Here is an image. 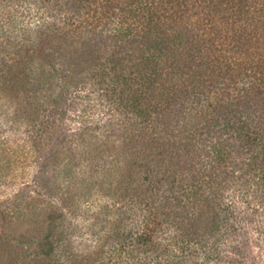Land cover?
Segmentation results:
<instances>
[{
    "label": "trees",
    "instance_id": "1",
    "mask_svg": "<svg viewBox=\"0 0 264 264\" xmlns=\"http://www.w3.org/2000/svg\"><path fill=\"white\" fill-rule=\"evenodd\" d=\"M86 88L110 119L67 134ZM0 119L31 146L65 132L22 224L0 226V264H248V238L264 252V0H0ZM78 165L117 201L65 253L47 196Z\"/></svg>",
    "mask_w": 264,
    "mask_h": 264
},
{
    "label": "rangeland",
    "instance_id": "2",
    "mask_svg": "<svg viewBox=\"0 0 264 264\" xmlns=\"http://www.w3.org/2000/svg\"><path fill=\"white\" fill-rule=\"evenodd\" d=\"M88 89L86 88L84 92L77 94L76 99L72 98L73 100L70 101L68 108L65 109L66 117L63 120V128L66 129L67 134L77 132L86 125L99 126L98 123H107L110 119L109 115H105V110L100 106L98 97L94 94L91 95ZM88 94H90L89 99L86 96ZM116 121H118V126L119 123L123 122V118L117 117ZM56 131V134L60 133L59 136L55 135L47 141L43 137L38 146H31L33 142H30L33 141V138L35 141L37 140V134L31 135L30 133L29 135L32 138L27 141V134L10 130L4 120L0 119V137L6 139V141H2L3 145H0V211L9 212V216L3 219L0 218V226L17 225L16 229H18V226L22 224L17 218L20 209L18 207L26 201L28 202L38 191L36 175L43 165L44 154L48 153L53 148L52 146H55L56 141L65 133L60 127H56ZM37 133L38 135L41 134L40 132ZM38 148L40 149L39 154L36 153L37 156L34 154V157L33 155L31 157V153ZM55 163L54 167L59 170L65 165L67 166V160L65 161L63 158L56 160ZM77 168L76 183L73 182L72 185L64 182L60 175L55 176L54 179L50 177L52 189H50L47 196V202L56 203L59 210L64 209L63 211H65L66 209V216L63 220L66 238L65 242L62 243V246H64L62 252L65 253L79 252L85 245H89L95 237V232H97L94 226L88 228V223L92 222L90 217L95 213L97 207L117 201V196L107 185L100 168L98 172L93 174L88 171L85 165H78ZM49 175L53 176L51 173ZM60 198L65 199L64 202L67 208L62 207L64 202H61ZM92 203L93 207H91ZM16 229L13 228V238L17 237L19 232ZM248 239L247 245L243 246L246 257L245 262L248 264H264V252ZM2 243H5L4 239L0 240V245ZM11 243L15 245L16 242L11 241ZM30 247L29 252L34 250L33 246ZM32 257L29 256L27 261L31 262ZM65 261L66 257L62 256L59 263Z\"/></svg>",
    "mask_w": 264,
    "mask_h": 264
}]
</instances>
